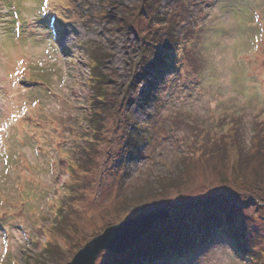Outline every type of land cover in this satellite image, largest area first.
Instances as JSON below:
<instances>
[{
	"label": "rangeland",
	"instance_id": "rangeland-1",
	"mask_svg": "<svg viewBox=\"0 0 264 264\" xmlns=\"http://www.w3.org/2000/svg\"><path fill=\"white\" fill-rule=\"evenodd\" d=\"M140 1L0 0V264H67L105 229L166 210L95 264H245L234 247L264 264V0H185L175 50L145 73L137 40L161 33ZM26 73L46 85L24 90Z\"/></svg>",
	"mask_w": 264,
	"mask_h": 264
},
{
	"label": "trees",
	"instance_id": "trees-1",
	"mask_svg": "<svg viewBox=\"0 0 264 264\" xmlns=\"http://www.w3.org/2000/svg\"><path fill=\"white\" fill-rule=\"evenodd\" d=\"M164 1L168 3L169 7H166L165 9H167L166 11H160L161 7H160V3ZM185 0H141L140 1V7H141V15H145L147 16V22L148 25L150 26V29L152 30H157L158 32L161 33V38L160 40L155 39L156 36L155 34H153L152 36H150V38L145 34L144 36H142L141 38H139L137 41L139 42V48H140V58L137 64H139L140 66L143 67V73H145V71H148L151 67V63L153 61L154 58L158 59V57H161L164 54V57H169L172 50H175L174 46L176 45V39L174 37V30L171 29V25L172 23H179L182 24L183 20L179 18L181 17V15L179 13H177L180 8L182 7V9H185L184 7V3ZM174 9V11H173ZM179 9V10H177ZM112 15V14H111ZM115 15L113 14L112 17H114ZM121 16H115L114 20H115V24L118 26H126L127 23H122L124 21L127 22V20H125L124 17ZM161 17V19H159ZM119 18L121 19L119 21ZM157 26L156 29H154ZM162 29H158L161 28ZM132 30L136 29L133 27H131ZM137 30V29H136ZM93 67L91 69V72L93 74V77L90 79V87L93 88V92H94V97L93 99L95 100V103L97 105V109H100L102 112H105V105L109 104L111 102H108V100L106 99V92H107V87L109 86L108 82H105L107 80V78L104 76V72L102 71V68H105V63L101 64L102 60H107L106 57H102L101 54L98 56V54L96 53L94 58H91ZM95 60V61H94ZM133 87V86H132ZM135 87L126 90L125 95L123 96V98H125V100L127 99V101L133 102L135 99L134 93L136 92L134 90ZM122 98V99H123ZM100 114V111H97ZM98 114V115H99ZM91 125H97L98 122L96 121H92L91 120ZM131 125H133V122H131ZM101 129V128H99ZM97 129V133L100 132V130ZM92 132L95 134V129H91ZM131 142V141H130ZM128 143H129V139H128ZM66 210V209H64ZM204 222L199 224V229L202 230V226ZM186 228V226H184ZM189 229H185V240L187 238H189ZM180 245V241L178 242ZM183 246L185 247L188 246L189 244L182 242ZM183 249V248H182ZM181 249V250H182ZM174 251V250H172ZM171 251V252H172Z\"/></svg>",
	"mask_w": 264,
	"mask_h": 264
},
{
	"label": "water",
	"instance_id": "water-1",
	"mask_svg": "<svg viewBox=\"0 0 264 264\" xmlns=\"http://www.w3.org/2000/svg\"><path fill=\"white\" fill-rule=\"evenodd\" d=\"M167 210L134 220H127L105 229L80 249L67 264H95L103 252L124 253L137 244L153 228L154 221L168 218Z\"/></svg>",
	"mask_w": 264,
	"mask_h": 264
},
{
	"label": "snow or ice",
	"instance_id": "snow-or-ice-1",
	"mask_svg": "<svg viewBox=\"0 0 264 264\" xmlns=\"http://www.w3.org/2000/svg\"><path fill=\"white\" fill-rule=\"evenodd\" d=\"M44 3H48V0H44ZM23 60L20 61V64L23 65Z\"/></svg>",
	"mask_w": 264,
	"mask_h": 264
}]
</instances>
